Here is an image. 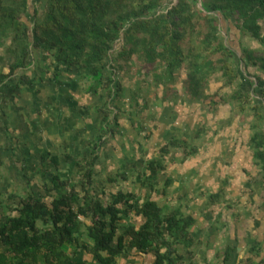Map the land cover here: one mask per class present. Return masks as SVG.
Here are the masks:
<instances>
[{"label": "trees", "instance_id": "16d2710c", "mask_svg": "<svg viewBox=\"0 0 264 264\" xmlns=\"http://www.w3.org/2000/svg\"><path fill=\"white\" fill-rule=\"evenodd\" d=\"M198 1L45 0L44 7L35 5L31 14V0H0V47L11 59L9 72H0V84L19 70L31 68L36 52L37 60L47 65L34 67L35 75H23L18 86L24 81H42L49 73L57 77L77 69L88 92L107 93L106 104L98 107L103 118L97 141L91 146L93 160L85 165L83 190L69 187L55 175L58 195L52 200L32 191L27 195L12 192L11 200L20 198L16 206L0 202V264H86L72 254L81 246L89 248L99 264H114L130 247L154 251L156 264H178L182 258L178 245L192 244V216L179 211L167 214L157 201L141 202L133 192L118 191L106 203L89 187L101 145L121 132L126 86L119 70L135 55L153 74L156 87L174 85L184 70L183 86L192 101H209L212 107L232 102L238 111L252 114L251 146L256 165L264 168V78L258 73L264 71V0H201L204 9ZM220 15L235 20L238 29L260 47H244V55L238 59L224 40ZM251 67L257 73L251 74ZM217 72L225 85L234 86L231 94L215 97L208 93L210 79ZM180 146L187 154L196 152L178 138L161 151L168 153ZM46 156L50 154L44 156L47 172L58 166L60 159ZM163 169L159 160L148 164L150 177ZM80 216L91 217L89 245L81 244ZM129 216H142L145 221L140 227L121 223Z\"/></svg>", "mask_w": 264, "mask_h": 264}, {"label": "crops", "instance_id": "0c3cea01", "mask_svg": "<svg viewBox=\"0 0 264 264\" xmlns=\"http://www.w3.org/2000/svg\"><path fill=\"white\" fill-rule=\"evenodd\" d=\"M33 56L31 68L0 84V202L4 205L19 204L20 198H9L12 192L33 191L54 199L55 175L69 187L83 190L85 165L93 160L91 146L103 118L98 107L107 102L105 90L88 92L77 69L57 77L49 73L42 81L18 86L23 75L34 76L33 68L44 64L36 52ZM10 64L0 47V72L8 73ZM258 73L264 78L263 70ZM153 81L141 85L136 79V87H126L121 132L110 136L98 151L89 186L92 194L107 203L118 191L133 192L141 202L157 201L167 214L179 211L192 216V244L178 245L182 256L178 264H264V168L256 165L251 146L252 114L238 111L232 102L209 108V101H192L181 79L167 89ZM154 87L160 91H150ZM174 138L187 141L196 152L187 154L181 146L162 152ZM47 153L46 159L57 156L60 163L46 172ZM153 160L163 162L165 169L150 177L148 164ZM144 221L142 216H129L121 223L140 227ZM80 223L81 244L89 245L91 217L80 216ZM72 254L86 264H99L87 247ZM156 262L154 251L130 247L114 264Z\"/></svg>", "mask_w": 264, "mask_h": 264}, {"label": "rangeland", "instance_id": "374dc122", "mask_svg": "<svg viewBox=\"0 0 264 264\" xmlns=\"http://www.w3.org/2000/svg\"><path fill=\"white\" fill-rule=\"evenodd\" d=\"M176 1L177 0H174V3ZM44 2L45 0H31L30 13L31 14L34 13L35 5H37L39 8H43ZM200 3H202L201 0L198 1L199 6H200ZM29 18L31 21L33 20L32 16H29ZM261 24L264 26L263 21H261ZM220 26L222 29V34L224 35L225 42L237 53L238 59L244 55L243 54L244 47L249 48L250 46L251 49L259 48L260 45L257 41H254L247 33L238 29L235 20L233 21L226 20L223 16L220 15ZM240 67L241 69L243 68L242 63H240ZM250 69L252 72L257 71V69L254 67H251ZM137 71H139V73H137ZM119 72H120V79L122 80V83L127 87V89L130 88L129 90H131L133 87H136V84H135L136 79L141 80V85H147L149 82H151V79L152 81L154 80V77L151 71L148 70L147 66L136 55L134 56L130 64L126 65L124 68L119 70ZM185 78H186V74H185V71L183 70L181 71V73H179V79H181L183 82ZM180 84L182 83L180 82ZM154 89H156L155 90L156 93L160 91V89L156 87H154L150 91H153ZM233 90H234V86L225 85V79L221 76L220 72L215 73L213 77L210 79V83L208 86V93L211 96L215 95V97L216 96L219 97L221 96V94L229 95L232 93ZM206 102L209 103L208 101ZM209 108H211L210 105H209Z\"/></svg>", "mask_w": 264, "mask_h": 264}, {"label": "water", "instance_id": "95a60500", "mask_svg": "<svg viewBox=\"0 0 264 264\" xmlns=\"http://www.w3.org/2000/svg\"><path fill=\"white\" fill-rule=\"evenodd\" d=\"M200 7L204 9V7H203V4H202V3H200Z\"/></svg>", "mask_w": 264, "mask_h": 264}]
</instances>
